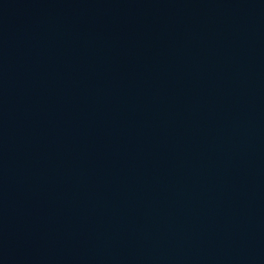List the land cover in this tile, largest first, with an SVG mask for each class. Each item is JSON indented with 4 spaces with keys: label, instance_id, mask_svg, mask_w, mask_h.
Segmentation results:
<instances>
[{
    "label": "water",
    "instance_id": "obj_1",
    "mask_svg": "<svg viewBox=\"0 0 264 264\" xmlns=\"http://www.w3.org/2000/svg\"><path fill=\"white\" fill-rule=\"evenodd\" d=\"M0 264H264V0H0Z\"/></svg>",
    "mask_w": 264,
    "mask_h": 264
}]
</instances>
